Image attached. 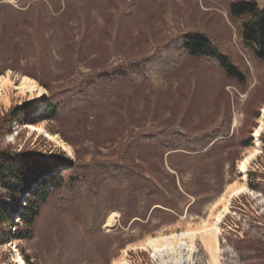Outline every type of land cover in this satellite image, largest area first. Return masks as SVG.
Wrapping results in <instances>:
<instances>
[{
  "label": "rangeland",
  "instance_id": "374dc122",
  "mask_svg": "<svg viewBox=\"0 0 264 264\" xmlns=\"http://www.w3.org/2000/svg\"><path fill=\"white\" fill-rule=\"evenodd\" d=\"M230 1L32 0L24 5L0 0V68L5 70L0 75L16 80L30 76L46 89L42 97L38 91L21 93L12 86L1 91L0 151H32L67 163L95 159L128 164L153 179L166 202L161 206L153 201L144 218L124 224L118 210L121 194L114 193L109 199L112 209L99 228L88 232L82 223L85 190L73 189L63 201L53 195L27 239L18 238L17 231L8 234V223L0 227V264H14L15 245L32 264H164L141 247L143 241L213 220L242 185L239 166L257 147L254 132L261 124L260 152L248 166V189L231 197L221 222L218 262L264 264V59L246 50L238 38ZM256 1L264 8V0ZM192 31L209 33L224 44L247 72L249 85H238L201 59L184 57L164 81L120 86L85 108L47 118L48 96L74 86L83 74L96 80L99 74L129 68L173 34ZM30 102L35 106L25 111ZM67 102L64 97L61 108ZM31 123L58 134L71 149L30 130ZM217 127L228 130L229 136L203 153L165 152L158 142L166 131L190 134ZM250 136L253 144L240 146L241 139ZM61 161L60 171L68 165ZM5 193L0 187V195ZM112 211L118 217L106 226ZM19 215L13 224L23 229ZM198 238L195 254L185 264H213Z\"/></svg>",
  "mask_w": 264,
  "mask_h": 264
},
{
  "label": "trees",
  "instance_id": "16d2710c",
  "mask_svg": "<svg viewBox=\"0 0 264 264\" xmlns=\"http://www.w3.org/2000/svg\"><path fill=\"white\" fill-rule=\"evenodd\" d=\"M30 1L32 0H20L24 5ZM229 8L230 16L239 24L238 38L245 49L264 59V8L259 7L256 0H231ZM46 10L51 16L52 11L48 5ZM63 16L64 14H61L60 17ZM226 49L224 44L209 33L177 32L166 39L161 48L148 53L142 62L129 68H120L115 73L99 74L96 80L89 78L91 74H83L74 86L49 95L46 116L55 120L62 114L71 113L75 108H85L93 103L95 98H104L120 86H149L164 81V78L175 72L184 57H196L214 65L222 70L227 78L246 88L249 85L247 72ZM4 71V68H0V73ZM64 97H68V105L61 108L59 103ZM32 106H35L33 102L27 103L25 111H30ZM227 136L229 131L221 127L190 134L166 131L161 134L158 142L165 152L185 150L199 154L216 145L217 141L223 142L220 138ZM252 141L250 136L242 138L239 143L240 146L248 147L253 144ZM60 161L55 156L45 157L32 151H0V187L6 190L5 194L0 195V227L8 223V234H11L14 216L20 214L25 228H17L16 235L18 238L27 239L48 200L56 195L63 201L71 196L73 189L85 190L82 223L88 232H94L100 227L112 209L109 199L114 193L121 194V207L118 210L124 224L132 218H144L153 201L161 206L166 204L165 194L157 189L153 179L135 170L131 165H121L111 160L94 159L88 163H67V160H62L68 165L60 171ZM43 176L47 177L39 184L38 180ZM34 185L36 186L33 187ZM143 186H148V191H145ZM26 195H29L28 199L23 201L25 205H21ZM25 259L28 264H32L29 256H25Z\"/></svg>",
  "mask_w": 264,
  "mask_h": 264
},
{
  "label": "bare ground",
  "instance_id": "6f19581e",
  "mask_svg": "<svg viewBox=\"0 0 264 264\" xmlns=\"http://www.w3.org/2000/svg\"><path fill=\"white\" fill-rule=\"evenodd\" d=\"M12 79L9 75H0V93L6 87L12 86L16 89L20 90L21 93L27 92H39V97L45 95L46 89L43 88L37 80L32 77L23 76L22 78L16 80ZM264 119V115L262 117V121ZM32 131H38L39 134H44L47 136L51 141H54L56 145L62 149L70 150V146L60 137L58 134H51L48 130H45L44 127L36 124L31 123L28 126ZM263 131L262 124L256 128L254 132V139L257 143V147L250 151L244 158L242 159L239 172L241 175H244L243 183L241 186L235 188L230 196L228 197L226 204L224 205L223 210L215 213L214 219H205L203 224L197 229H188L185 230L183 233H175L172 232L169 235L165 234H158L154 237H149L145 239L142 243V248L152 251L154 258H158L164 264H185V262L192 259L193 255L196 251V241L200 237L201 241L205 249L209 252L213 264H219L218 262V254L221 250L220 248V229H221V222L223 217L229 212L230 210V199L233 195L243 194L248 187H247V176H248V166L251 161L256 158V154L260 152V136L261 132ZM118 217V213L116 211L110 212L108 218L106 220V226L112 225L116 218ZM125 255H127V250L124 251ZM15 257L19 262L25 264V261L21 259V255L18 252H15ZM115 264H124V260L117 261Z\"/></svg>",
  "mask_w": 264,
  "mask_h": 264
},
{
  "label": "built area",
  "instance_id": "2783aa9c",
  "mask_svg": "<svg viewBox=\"0 0 264 264\" xmlns=\"http://www.w3.org/2000/svg\"><path fill=\"white\" fill-rule=\"evenodd\" d=\"M17 231V225L16 224H13V227H11V232L12 234H15V232ZM18 252L19 255H21V253L19 252V250L17 249V246L15 245L14 249H13V252ZM21 259H23L25 261V264H27L26 262V259L24 257V255H21ZM14 264H22L21 262H19V260H17V258L14 259Z\"/></svg>",
  "mask_w": 264,
  "mask_h": 264
}]
</instances>
